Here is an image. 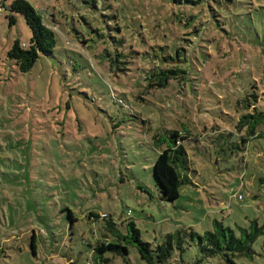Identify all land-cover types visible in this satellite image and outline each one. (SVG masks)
Listing matches in <instances>:
<instances>
[{
	"label": "rangeland",
	"instance_id": "rangeland-1",
	"mask_svg": "<svg viewBox=\"0 0 264 264\" xmlns=\"http://www.w3.org/2000/svg\"><path fill=\"white\" fill-rule=\"evenodd\" d=\"M9 1L0 0V264H93L89 243L104 219L92 223L90 211L122 231L133 220L151 246L178 229L202 232L213 219L234 229L264 223V133L243 143L230 131L234 106L224 105L264 83V0H29L55 23L56 44L25 72L7 52L16 39L27 43L30 30L21 14L7 17ZM175 33L193 43L183 87L151 90L101 62L115 36L151 53L155 45L170 50ZM200 64L205 82L196 81ZM209 84L227 91V101ZM163 128L192 134L184 141L191 181L172 201L161 198L152 171V135ZM252 250L235 262L264 264V235ZM197 255L194 243L184 244V262ZM104 256L105 264H143L133 245L125 261Z\"/></svg>",
	"mask_w": 264,
	"mask_h": 264
},
{
	"label": "trees",
	"instance_id": "trees-1",
	"mask_svg": "<svg viewBox=\"0 0 264 264\" xmlns=\"http://www.w3.org/2000/svg\"><path fill=\"white\" fill-rule=\"evenodd\" d=\"M190 1L199 3L202 0ZM2 10L3 8L0 6V14ZM7 10V17L11 22L16 19V14H21L30 30L27 43H21L16 39L7 52L9 57L16 61L19 70L25 72L33 66L41 54L49 55L53 52L56 44V26L55 23L47 21L40 10L29 0H10ZM173 28L171 26V30ZM173 35L174 38L170 39V50H165L162 45H158V48L155 45V49L151 53L140 52L134 48V41L126 36H115L112 39L114 50L107 49L106 52L103 50L100 53L101 62L111 75L118 77L121 76V73L124 75L133 73L132 75L142 78L151 90L164 86L183 87L186 84V73L189 66L187 64V49L193 43L188 41L183 45L179 41L180 36L177 33ZM183 35L187 34H182L181 40L186 38ZM150 54H154L150 59V64L145 65L144 59L146 55ZM199 67L200 70L196 77L198 80L196 81L203 80L205 82V76L200 74L204 65L200 64ZM227 74L232 80L231 72ZM196 78H194V82H196ZM224 78L227 76L224 75ZM263 85L264 83L259 87H254L250 93L247 91L242 95L234 96L235 98L233 97L234 99L229 104L227 91L217 86L213 87L212 91V85L208 86L211 94L222 96L223 103L225 100L227 101L224 104L227 108L232 109L234 106L233 112H230L232 114H228L235 116V118L228 117L233 118V129L230 131L241 137L243 143L249 137H259L264 133V89H261ZM226 86L227 84H225ZM198 97L201 96L198 94L194 96V98ZM204 128L203 126L202 129ZM191 135L189 129L184 128H163L152 135L154 146L159 148L152 166L153 177L160 190L161 198L164 200L176 199L180 194V186L191 181V160L184 142ZM101 214L90 211L86 215L92 223L98 219H104L103 234L97 237L96 233H93L95 238L92 243H89L93 264H105L110 259V257L104 256L106 251L123 256L125 261L124 256L128 253V245L136 247L143 264H199L204 259H216L220 264H237L234 260L236 258L252 257V243L257 237L264 235V223L259 224L256 219L249 220V224L244 227L237 225L236 229L225 226L218 219H213L211 227L202 232L178 229L167 233L161 243L151 246L150 242L141 239L139 229L133 220H126L125 230L122 231L106 213ZM68 217L70 223L76 220L71 211H69ZM190 242L194 243L198 249L194 263L193 261L186 263L182 259L184 244L189 245ZM30 246L34 251V233L30 237ZM87 264L90 262L88 261ZM126 264H130L129 261L126 260Z\"/></svg>",
	"mask_w": 264,
	"mask_h": 264
},
{
	"label": "built area",
	"instance_id": "built-area-1",
	"mask_svg": "<svg viewBox=\"0 0 264 264\" xmlns=\"http://www.w3.org/2000/svg\"><path fill=\"white\" fill-rule=\"evenodd\" d=\"M130 212V210H128V213ZM101 215H104V213H102Z\"/></svg>",
	"mask_w": 264,
	"mask_h": 264
}]
</instances>
